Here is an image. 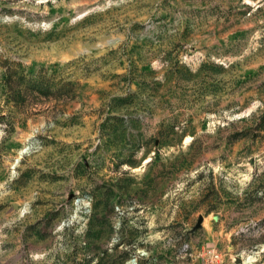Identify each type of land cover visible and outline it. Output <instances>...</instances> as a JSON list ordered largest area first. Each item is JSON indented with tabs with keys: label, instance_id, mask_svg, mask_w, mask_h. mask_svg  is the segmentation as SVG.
Listing matches in <instances>:
<instances>
[{
	"label": "rangeland",
	"instance_id": "374dc122",
	"mask_svg": "<svg viewBox=\"0 0 264 264\" xmlns=\"http://www.w3.org/2000/svg\"><path fill=\"white\" fill-rule=\"evenodd\" d=\"M0 264H264V0H0Z\"/></svg>",
	"mask_w": 264,
	"mask_h": 264
},
{
	"label": "water",
	"instance_id": "95a60500",
	"mask_svg": "<svg viewBox=\"0 0 264 264\" xmlns=\"http://www.w3.org/2000/svg\"><path fill=\"white\" fill-rule=\"evenodd\" d=\"M202 220H203V218L201 217V218L199 219V221H198V224H197L196 228H198V227L201 226Z\"/></svg>",
	"mask_w": 264,
	"mask_h": 264
},
{
	"label": "trees",
	"instance_id": "16d2710c",
	"mask_svg": "<svg viewBox=\"0 0 264 264\" xmlns=\"http://www.w3.org/2000/svg\"><path fill=\"white\" fill-rule=\"evenodd\" d=\"M20 95H21V91H19V92L17 93V96H18V97H20Z\"/></svg>",
	"mask_w": 264,
	"mask_h": 264
}]
</instances>
